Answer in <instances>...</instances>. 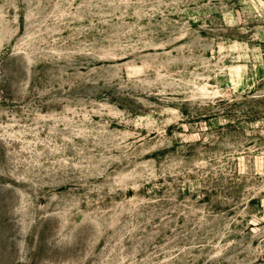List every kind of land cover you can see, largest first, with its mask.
<instances>
[{"label": "rangeland", "instance_id": "rangeland-1", "mask_svg": "<svg viewBox=\"0 0 264 264\" xmlns=\"http://www.w3.org/2000/svg\"><path fill=\"white\" fill-rule=\"evenodd\" d=\"M0 264H264V0H0Z\"/></svg>", "mask_w": 264, "mask_h": 264}]
</instances>
